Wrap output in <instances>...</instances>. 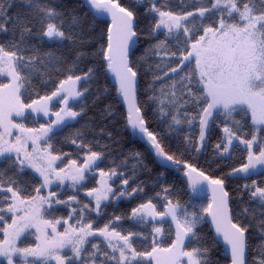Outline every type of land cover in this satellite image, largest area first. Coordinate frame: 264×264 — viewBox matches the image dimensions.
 Masks as SVG:
<instances>
[{"label": "snow or ice", "instance_id": "6c2138e0", "mask_svg": "<svg viewBox=\"0 0 264 264\" xmlns=\"http://www.w3.org/2000/svg\"><path fill=\"white\" fill-rule=\"evenodd\" d=\"M0 264H264V0H0Z\"/></svg>", "mask_w": 264, "mask_h": 264}]
</instances>
